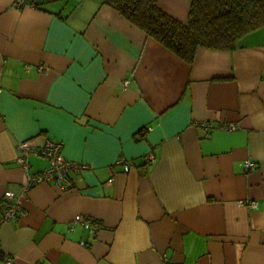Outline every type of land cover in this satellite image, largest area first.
Wrapping results in <instances>:
<instances>
[{
	"label": "crops",
	"instance_id": "0c3cea01",
	"mask_svg": "<svg viewBox=\"0 0 264 264\" xmlns=\"http://www.w3.org/2000/svg\"><path fill=\"white\" fill-rule=\"evenodd\" d=\"M22 1L0 0V200L23 209L0 222L10 264H264V26L187 62L106 0ZM152 1L185 22L192 0ZM46 138L85 167L23 190L49 161L27 152L26 172L18 145Z\"/></svg>",
	"mask_w": 264,
	"mask_h": 264
},
{
	"label": "trees",
	"instance_id": "16d2710c",
	"mask_svg": "<svg viewBox=\"0 0 264 264\" xmlns=\"http://www.w3.org/2000/svg\"><path fill=\"white\" fill-rule=\"evenodd\" d=\"M105 2L187 62L200 46L231 50L241 36L264 26V0H192L185 22L152 0Z\"/></svg>",
	"mask_w": 264,
	"mask_h": 264
},
{
	"label": "built area",
	"instance_id": "2783aa9c",
	"mask_svg": "<svg viewBox=\"0 0 264 264\" xmlns=\"http://www.w3.org/2000/svg\"><path fill=\"white\" fill-rule=\"evenodd\" d=\"M17 5L23 3L22 0H16ZM206 126H211L213 123H204ZM226 129L233 130L236 128L234 123L220 125ZM19 149L23 153L16 157V161L23 167L27 172L28 163L26 160V153L31 152L35 155L42 156L49 161V165L44 169L37 171L35 173H27L26 181L23 184V190H27L34 182L46 181L54 184L59 189H67L72 186L71 179L69 177L70 171L81 170L85 165L81 162L67 159L62 153V143L53 139L46 138L44 142L38 147H31L25 143L21 142L18 145ZM154 159V154L152 152L147 153L146 160L152 161ZM117 162L123 163L124 171L129 170V163L127 161L118 160ZM245 169L255 168L256 162L251 159H246L243 163ZM113 177H109L107 182H111ZM240 204L247 206H255V200H245L239 201ZM21 199L15 194L14 191L10 189H5L0 200V222L10 221L16 218L22 213ZM78 220L82 224L83 228L91 234H95L100 228L98 222L93 219H87L84 216H79ZM81 244H85V241H81ZM0 258L4 260L6 264H10L13 257L0 248Z\"/></svg>",
	"mask_w": 264,
	"mask_h": 264
}]
</instances>
